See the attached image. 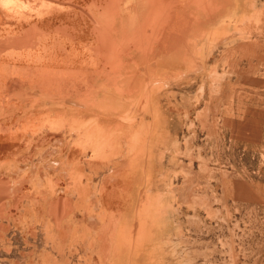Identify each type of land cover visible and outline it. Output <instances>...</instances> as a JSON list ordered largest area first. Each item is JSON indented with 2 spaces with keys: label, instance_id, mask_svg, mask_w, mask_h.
<instances>
[{
  "label": "rangeland",
  "instance_id": "obj_1",
  "mask_svg": "<svg viewBox=\"0 0 264 264\" xmlns=\"http://www.w3.org/2000/svg\"><path fill=\"white\" fill-rule=\"evenodd\" d=\"M208 1L0 0V264H264V0Z\"/></svg>",
  "mask_w": 264,
  "mask_h": 264
},
{
  "label": "bare ground",
  "instance_id": "obj_2",
  "mask_svg": "<svg viewBox=\"0 0 264 264\" xmlns=\"http://www.w3.org/2000/svg\"><path fill=\"white\" fill-rule=\"evenodd\" d=\"M112 1V0H111ZM204 1V0H203ZM68 2V1H67ZM69 2L71 3V0H69ZM100 2V1H99ZM110 2V1H109ZM119 2V1H118ZM128 2V1H127ZM126 2V4H128ZM155 2V1H154ZM199 0H195V4H197V9L199 8ZM57 3V2H56ZM174 3V2H173ZM106 4H107V2H106ZM159 4V3H158ZM120 5V3L118 4V6ZM160 5V4H159ZM71 6V5H70ZM90 6V5H89ZM96 6V5H95ZM102 6V5H101ZM101 6H98V7H100L101 8ZM116 6H117V2H112V4H111V6H109L110 7V9L112 10V8H113V12H114V9L116 8ZM169 6V5H168ZM97 7V6H96ZM167 7V6H166ZM203 7V6H202ZM229 7V8H228ZM235 7V4H233L232 6H230V1H228V0H219V2H217L216 0H209L208 1V3H207V7L205 8V7H203L204 9V11H206L207 12V16L209 17L208 19H212L215 15H216V13L219 11L220 13H221V15H220V17H219V20H218V23H217V25H219L221 22H222V20H224L226 17H227V15H228V12L232 9V8H234ZM73 8V7H72ZM91 8V7H90ZM118 8V7H117ZM86 9V8H85ZM158 9V8H157ZM83 10H84V8H83ZM89 10V9H88ZM106 10V9H105ZM109 10V8L107 9V11ZM224 10H225V12H224ZM106 11V12H107ZM166 11V10H165ZM104 12V11H103ZM103 12H101V13H103ZM110 13H112L111 11H110ZM153 13H155V12H153ZM86 14V13H85ZM105 14V13H104ZM114 14V13H113ZM189 14V13H188ZM83 15V14H82ZM191 15L193 16L194 14L193 13H191ZM91 16V15H90ZM110 16V15H109ZM113 16V15H112ZM111 17V16H110ZM157 17V16H156ZM194 17H195V15H194ZM150 18V17H149ZM197 18H198V20H197ZM196 19H195V21L197 20V22H201L200 21V19H199V17H197ZM104 19V18H103ZM103 19H102V23H104V26H103V34H104V31L107 33V32H109L110 30H111V28L113 27V25H112V20L111 19H109V20H106L105 21V19H106V17H105V19H104V22H103ZM96 20V19H95ZM167 18H164V17H162V15H159V18L156 20V23H157V26L156 27H152L151 29H150V36L148 37V38H150V41L153 43V42H155V40H157V39H159V37H160V35H162V29H163V27H162V25L164 24L163 22H167ZM99 21V20H98ZM97 21V22H98ZM101 23V22H100ZM244 23V22H243ZM98 25H100V24H98ZM223 25V24H222ZM96 26V25H95ZM101 26V27H102ZM155 26V25H154ZM254 26V25H253ZM33 27V26H32ZM31 28V27H30ZM62 28H66V27H62ZM94 28H96V27H94ZM100 28V27H99ZM98 28V29H99ZM141 28V27H140ZM223 28H225V27H222V30H223ZM57 29H58V27H57ZM97 29V28H96ZM30 30V29H29ZM31 30H35V29H31ZM30 30V31H31ZM67 30V29H66ZM65 30V31H66ZM60 32H61V30H59ZM62 31H64V30H62ZM96 31V30H95ZM225 31H226V29L224 30V31H215L213 34L215 35V34H217L218 33V35L219 36H223L224 35V33H225ZM33 33H34V31H32ZM200 32H202V31H200ZM31 33V32H30ZM36 33V32H35ZM34 33V34H35ZM64 33V32H63ZM94 33V32H93ZM116 33V32H115ZM248 33V32H247ZM28 36H31V35H29V33H28V31H27V33H26ZM26 34H25V36H26ZM42 34V33H41ZM107 34H109V33H107ZM34 36V35H33ZM66 36V35H65ZM109 36H110V34H109ZM108 35L106 36V37H104V39L106 40L108 37H109ZM112 36V35H111ZM18 37V36H17ZM70 37V36H69ZM229 36H226L224 39L225 40H227V38H228ZM33 38H36V37H33ZM71 38H73V37H71ZM101 38V37H100ZM112 39V37H109V39ZM161 38V37H160ZM11 39V38H10ZM15 39V38H14ZM22 39V38H21ZM20 38H19V41L17 40L16 42L17 43H19L20 42V40H21ZM75 39V38H74ZM22 40H24V39H22ZM149 40V39H148ZM154 40V41H153ZM215 40V39H214ZM1 41V40H0ZM29 41V40H28ZM27 40H25V43L26 44H29V42H28ZM104 41V40H103ZM146 41V40H145ZM211 41H213V39L211 40ZM24 42V41H23ZM105 42H107V41H105ZM112 42H113V40L111 41V44H110V46H114V44H112ZM254 42V41H253ZM13 43V42H12ZM11 43V45L13 46L14 44H12ZM98 43V42H97ZM20 44V43H19ZM22 44V43H21ZM26 44H25V47H26ZM37 44V43H36ZM106 44V43H105ZM105 44H102V45H105ZM23 45H24V43H23ZM31 45V42H30V44L28 45V46H30ZM33 45V44H32ZM35 45V44H34ZM126 45V44H125ZM133 45V44H132ZM10 46V45H9ZM11 46V47H12ZM18 46V45H17ZM21 46V45H20ZM27 46V47H28ZM109 45L107 46V48L106 47H104V49L106 48L107 50L109 49L108 47H110ZM116 46V45H115ZM16 47V46H15ZM14 47V48H15ZM33 47V46H32ZM99 47V46H98ZM103 47L101 48V46L99 47V49L101 48V49H103ZM211 47H213V45H212V43H211ZM18 48H20L21 49V47H18ZM112 48V50H113V47H111ZM110 48V49H111ZM103 49V50H104ZM211 50H212V48H210ZM256 49V48H255ZM97 49H95V51H96ZM103 50H101V51H103ZM106 50V51H107ZM134 50V49H133ZM145 50H146V53L148 54V53H150V54H152V52H153V48L151 47V48H145ZM1 51V50H0ZM5 51V50H4ZM100 51V50H99ZM98 51V52H99ZM100 51V52H101ZM109 51V50H108ZM129 51H130V49H129ZM128 51V52H129ZM110 52V51H109ZM115 52V51H114ZM104 53V52H103ZM108 53V52H107ZM112 53V52H111ZM105 54V53H104ZM142 54V53H141ZM144 58V57H143ZM118 60V59H117ZM107 62V61H106ZM105 62V63H106ZM98 63V62H97ZM101 63V62H100ZM197 63V62H196ZM107 64H108V62H107ZM104 66V65H103ZM105 69V68H104ZM111 69V68H110ZM103 71V70H102ZM102 71H101V73H102ZM145 71V70H144ZM107 72V71H106ZM108 73V72H107ZM116 74V73H115ZM102 76H103V74H102ZM113 76V75H112ZM99 77V76H98ZM121 77V76H120ZM120 77L118 78V79H120ZM114 78V77H113ZM117 79V78H116ZM148 79V78H147ZM18 80V79H17ZM89 80H91V78L89 79ZM93 80V79H92ZM103 80V79H102ZM107 80H105V82H106ZM112 81V80H111ZM114 81V80H113ZM112 81V82H113ZM118 81V80H117ZM143 81V80H142ZM10 82V81H9ZM9 82H8V84H9ZM14 82H16V80L14 81ZM18 82V81H17ZM91 82V81H90ZM96 82V81H95ZM104 82V83H105ZM108 82H109V79H108ZM141 82V81H140ZM20 83H22V82H20ZM97 83V82H96ZM103 83V82H102ZM102 83H101V85H102ZM103 83V84H104ZM107 83V82H106ZM111 83V82H110ZM10 84H13L12 82L10 83ZM95 84V83H94ZM112 84V83H111ZM113 84H114V82H113ZM18 85V84H17ZM100 85V84H99ZM116 85V84H115ZM13 86H14V84H13ZM21 86H22V84H21ZM21 86H19V87H21ZM95 86V85H94ZM108 86V85H107ZM112 86V85H111ZM147 86H148V84H147ZM137 88L139 87V86H136ZM143 87V86H142ZM16 88H17V86H16ZM84 88V87H83ZM133 88V87H132ZM140 88V87H139ZM22 90V89H21ZM12 91L14 92V88L12 89ZM83 91V90H82ZM142 91V90H141ZM9 92H11V90L9 91ZM27 92H28V90H27ZM12 93V92H11ZM115 93V92H114ZM82 94V93H81ZM91 94H92V92H91ZM138 94V93H137ZM19 95H21V92H20V94ZM43 95V94H42ZM49 95V94H48ZM12 96V95H11ZM25 96V95H24ZM53 96V95H52ZM139 96V95H138ZM35 97H37V96H35ZM48 97V96H47ZM51 97V95L49 96V98ZM117 97V96H116ZM25 98H26V96H25ZM88 98V97H87ZM90 98H91V96H90ZM27 99H29V98H27ZM58 99V98H57ZM65 99V98H64ZM94 99V98H93ZM23 100V99H22ZM134 100V99H133ZM132 100V101H133ZM68 101V100H67ZM26 102V101H25ZM77 102V101H76ZM84 105V104H83ZM124 105V104H123ZM81 107V106H80ZM139 112V111H138ZM1 114V113H0ZM138 114V113H137ZM136 114V115H137ZM139 114H140V112H139ZM133 115V114H132ZM129 116V115H128ZM2 207V206H1ZM1 209V208H0Z\"/></svg>",
  "mask_w": 264,
  "mask_h": 264
},
{
  "label": "crops",
  "instance_id": "obj_3",
  "mask_svg": "<svg viewBox=\"0 0 264 264\" xmlns=\"http://www.w3.org/2000/svg\"><path fill=\"white\" fill-rule=\"evenodd\" d=\"M194 5H195V0H191L190 4H184V3L182 4L181 3V7L183 6L184 8H187L189 6H191V8H193Z\"/></svg>",
  "mask_w": 264,
  "mask_h": 264
}]
</instances>
